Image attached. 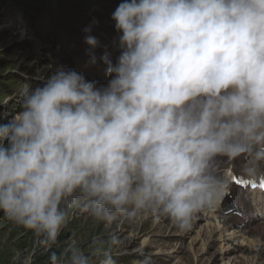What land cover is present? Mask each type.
Returning a JSON list of instances; mask_svg holds the SVG:
<instances>
[{"label": "clouds", "instance_id": "obj_1", "mask_svg": "<svg viewBox=\"0 0 264 264\" xmlns=\"http://www.w3.org/2000/svg\"><path fill=\"white\" fill-rule=\"evenodd\" d=\"M111 18L120 54L99 58L105 85L60 68L0 123V212L48 248L73 208L184 231L229 191L228 167L264 176V0H121ZM85 43L95 63L99 41ZM117 243L70 242L49 259L115 264Z\"/></svg>", "mask_w": 264, "mask_h": 264}, {"label": "rangeland", "instance_id": "obj_2", "mask_svg": "<svg viewBox=\"0 0 264 264\" xmlns=\"http://www.w3.org/2000/svg\"><path fill=\"white\" fill-rule=\"evenodd\" d=\"M68 1L0 0V123H6L16 113L19 94L26 85L34 87L41 83V78L49 76L61 68L58 66L61 64L58 57L54 58V51H57L59 57L64 55L69 61L72 58L71 55L68 57L67 53L61 52V47L58 45H62L64 42L62 43L52 33L46 32L48 23L60 25L69 23L75 33L85 39L88 34L96 37L101 30L99 21L105 25L104 19L109 18L111 24L106 26L103 31L107 35L112 34L113 38L118 37L115 34L117 31L114 27L115 22L111 18L112 15H108L106 11L98 10L106 7L113 8L121 3V0H91L100 7L92 11L88 6H84L81 0H76L75 3L73 0ZM75 5L81 8L79 11L87 10L83 14L89 18L81 19V12L74 7ZM88 27H91L90 33L85 32ZM67 37L69 36L65 34V43L67 46H71ZM75 37L76 35L73 34L72 39L74 40ZM99 39L103 38L99 36ZM117 44L118 38L114 42V45L117 46ZM107 47L111 48L109 44ZM51 48L52 50L49 51ZM239 200L241 203L239 207L249 205L245 200L241 198ZM239 212L242 217L240 218L237 214L233 218L231 223L235 224L231 233L239 228L246 232L247 226L251 228L257 225L254 214L244 213L240 208ZM238 220L244 222L241 227L236 226ZM171 224L170 219L165 220L164 217L157 219L150 215H141L133 222L119 218L110 222H101L73 208L70 211L67 226L61 231L58 243L48 248L41 245L32 232L8 221L0 212V264H20V261L15 259L17 253L27 257L29 264H51L50 256L53 253H61L70 242L77 243L87 252L93 238L102 237L108 240L111 236L118 239V243L111 247L115 264H223L222 262L232 264L234 259L231 258L237 257V260H240V255L248 257L249 252L247 251H243L242 254L236 252L231 254L234 257L224 255L222 261L219 256L216 257L215 250L218 247L209 249L205 255H202L205 252H202L201 247L190 245L188 237L179 238L173 232ZM244 226L247 227H245L246 230ZM202 228H206L205 222ZM230 238V236H226L224 239L226 241L223 240L225 249L239 245L238 239ZM261 248L262 246H259L256 250L259 251ZM244 263L250 264L248 261ZM93 264H95L94 260Z\"/></svg>", "mask_w": 264, "mask_h": 264}, {"label": "bare ground", "instance_id": "obj_3", "mask_svg": "<svg viewBox=\"0 0 264 264\" xmlns=\"http://www.w3.org/2000/svg\"><path fill=\"white\" fill-rule=\"evenodd\" d=\"M84 4L86 5V7L88 6L89 8H91L90 10L92 11V10H97L98 8H100V7H98V6H94V4L90 1V0H86V1H84ZM118 5H116V6H113V8H109V7H106V8H101V10H98V11H106L108 14H110V15H112V13H113V11L115 10V8L117 7ZM110 7H112V6H110ZM103 9V10H102ZM109 12H108V11ZM80 22V21H79ZM97 30V29H96ZM117 52H118V50H114V49H112V50H110V52H109V55L113 58V57H115L116 56V54H117ZM239 164L240 165H242V163L241 162H239ZM234 166V165H233ZM231 168H232V166H230V167H228L226 170H227V172L228 171H230L231 170ZM236 168H237V165L236 166H234V168H233V170L235 171L236 170ZM251 196H253V198H255V199H257V202H256V204H259L258 205V208H252V207H250V205H251ZM250 197V198H249ZM243 199V200H245L246 202H248L249 203V205H243L242 207H239L241 210H243L244 211V213H248V214H254V216H255V222H257L256 224L257 225H255V226H253V227H255V228H253V227H249V226H244V228L246 227L247 228V231L241 236V239L242 240H240V242H239V248H237V247H233V248H229V249H225V247L226 246H224L223 245V243L222 242H219L220 243V246H219V248H218V250L216 249L215 251H216V257H218V256H221V260L223 261L224 260V255H227V256H231V254L233 255V254H235L236 252H242L243 253V249H245V250H249V251H254V253H256V255H254L253 257H247V261L250 263V264H264V195L263 194H261V192L260 191H251L250 193L249 192H247V193H245V192H240L239 191V199ZM247 206H249V207H247ZM261 213V214H260ZM259 214L261 215V216H263L262 218H259ZM210 215H211V217H214L215 219H217L218 217H217V215L216 214H213V212H211L210 213ZM203 220H205V218H203ZM242 223H244L243 222V220H239V227H241V225H242ZM249 224V223H248ZM250 225V224H249ZM237 226V225H236ZM225 227V226H224ZM238 227V226H237ZM236 227V228H237ZM246 228H245V230H246ZM239 230H240V228H239ZM252 230V231H251ZM230 231V229H226L224 232H229ZM210 232H212V231H210ZM224 232L223 233H221V236H220V238H221V240L224 238ZM196 235L197 236H199V240L202 238L201 237V232L198 230L197 232H196ZM235 236V232L233 231L232 232V234H230V237H234ZM211 237V236H210ZM258 237V238H257ZM257 238V239H256ZM226 239V238H225ZM231 239V238H230ZM239 239H240V237H239ZM227 240H229V239H227ZM224 241H226V240H224ZM223 241V242H224ZM209 242H210V238L208 237L207 239H205V238H202V245H203V247H202V252L203 251H206V248H208V246H210V248L215 244V242L214 243H212V244H209ZM236 242V241H235ZM237 243V242H236ZM226 245V244H225ZM230 245V244H229ZM229 245H227V246H229ZM232 245V244H231ZM234 245V244H233ZM237 246H238V244H237ZM259 246H262V248L259 250V251H257L258 249H257V247H259ZM231 247V246H230ZM257 250H256V249ZM241 253V254H242ZM202 255H204V254H202ZM213 256V255H212ZM226 256V257H227ZM241 256V255H240ZM239 256V257H240ZM215 257V258H216ZM231 257H234V256H231ZM211 258V257H210ZM233 261H232V264H235V262L237 261L236 259L237 258H231ZM239 259V258H238ZM242 259H244L245 261H246V258L244 257V256H242ZM212 260V259H211ZM209 261V260H208ZM221 261V262H222ZM229 261V260H228ZM225 262H227L226 260H225ZM243 261L242 260H239V264H243L242 263ZM223 264H224V262H222Z\"/></svg>", "mask_w": 264, "mask_h": 264}, {"label": "snow or ice", "instance_id": "obj_4", "mask_svg": "<svg viewBox=\"0 0 264 264\" xmlns=\"http://www.w3.org/2000/svg\"><path fill=\"white\" fill-rule=\"evenodd\" d=\"M237 184H245V183H247V184H255V181H244L243 179H237L236 181H235ZM260 187L261 188H264V177H261V181H260Z\"/></svg>", "mask_w": 264, "mask_h": 264}]
</instances>
